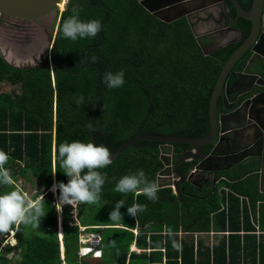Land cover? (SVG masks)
<instances>
[{"label":"trees","instance_id":"16d2710c","mask_svg":"<svg viewBox=\"0 0 264 264\" xmlns=\"http://www.w3.org/2000/svg\"><path fill=\"white\" fill-rule=\"evenodd\" d=\"M250 3L248 0L245 7L249 8ZM76 13L82 21H101L100 33L76 41L65 38L63 22ZM53 23L50 57L39 66H12L2 57L3 52L8 61L12 60L8 49L0 50V83L18 85V90L0 91V150L9 156L5 167L13 180L23 177L20 186L0 185V195L13 189H19L32 201L39 194L47 195L46 215L39 227L13 226L17 256L7 258L11 247L6 245L0 249V264H92L77 253L79 235L91 231L101 236V257L94 258L99 259V264H111L112 259L116 264H147V260L162 257V248L166 264H244L247 260L250 264H264V239L257 246L252 234L243 235L241 241L239 234L232 233L211 247L203 236L196 249L189 235L177 237L178 231L187 227L189 231H207L215 225L216 230L239 231L240 214L245 229L253 230L250 215L256 212V202H264L258 173L249 172L258 167L257 162L237 165L225 173L222 186L230 190L227 194L220 195L213 187L200 190L186 181L179 186L182 202L167 185L159 186L158 199L153 201L143 194H122L114 190L115 186L120 178L138 170L149 181L158 183L164 161L170 159L167 154L172 153L174 163L190 146L173 143L169 149L159 141L140 140L123 149L111 165L99 169L107 179L98 203L63 206L48 190L53 183L66 184L69 180L57 159L58 145L93 142L89 124L98 146L103 144L111 152L140 132L205 135L209 131L210 94L234 47L204 54L202 37H194L184 17L165 22L138 0H67L63 10H56ZM239 23L248 33L249 22L240 19ZM246 59L247 56L240 58L237 68H242ZM30 60L12 62L34 64L41 56ZM120 71L124 72V84L108 88L103 83L105 73ZM81 97L83 102L78 103ZM195 163L183 161L178 169L187 173ZM32 183L43 189L32 190ZM56 194L59 198L58 189ZM239 195L247 197L249 206H240ZM120 200L125 204L120 208L122 219L111 221L109 214ZM225 200L227 211H218ZM134 203L145 206L136 217L127 212ZM57 207L62 258L56 232ZM258 209L264 215V204H259ZM4 235L7 233L0 234ZM174 240L181 245L179 249L173 247ZM133 243L140 252L130 250Z\"/></svg>","mask_w":264,"mask_h":264},{"label":"water","instance_id":"95a60500","mask_svg":"<svg viewBox=\"0 0 264 264\" xmlns=\"http://www.w3.org/2000/svg\"><path fill=\"white\" fill-rule=\"evenodd\" d=\"M60 0H0V14L3 16L18 17L24 19H39L47 16L59 6ZM140 4L149 12L153 13L159 19L165 22L174 21L180 17H184L188 26L198 39L201 35L209 33L218 36L220 43L209 49L201 45L204 54H208L223 45L235 41L228 36V34L239 36L236 40H241L243 32L235 28V21L230 24V16L224 0H138ZM236 9V16L241 17L251 23L250 33L247 38L230 54L228 59L224 62L219 76L216 79L210 99L208 103V122L209 131L201 136H184V135H157L138 133L136 136L123 142L112 153V160H114L123 149L127 146L140 141L152 140L159 141L170 147L173 143H185L190 147L186 149L182 155L174 163L165 162L162 171L158 175L159 186H171L174 192L180 195L179 184L184 180H189L193 173L181 172L178 165L183 161L194 160L196 166H203L204 163L210 159H217L219 157H235L240 152V146L244 140L250 137V129L258 127L264 130V75H252L256 80L248 82L250 94L243 95L237 99L229 100L233 105L226 112L217 114L216 106L218 97L222 94L223 85L226 81L229 82L237 74L229 71L236 60L243 54V52L251 45L253 55H257L260 59H264V22H262V9L264 7V0H252L251 6L248 9L243 8L237 0H231ZM64 9V8H63ZM261 33L259 34V31ZM48 42L52 44L51 37ZM49 47L41 56L40 63L35 65H21V68L35 67L42 64L49 57ZM2 57L5 58L2 52ZM261 63V62H260ZM259 63V64H260ZM91 137L94 144H97L94 131L91 130ZM204 146H210L205 150ZM237 162L231 164L228 168L235 165ZM263 163L257 171L259 174V189L264 184V176L262 171ZM203 170H207L203 168ZM167 177H163L162 174ZM247 174V173H246ZM245 174V175H246ZM178 177V179H177ZM166 178L165 183H160L159 180ZM183 198L180 197V201Z\"/></svg>","mask_w":264,"mask_h":264},{"label":"clouds","instance_id":"9594fccd","mask_svg":"<svg viewBox=\"0 0 264 264\" xmlns=\"http://www.w3.org/2000/svg\"><path fill=\"white\" fill-rule=\"evenodd\" d=\"M101 30V21L95 19L89 21H82L79 18L78 13L70 16L63 22L62 25L63 36L67 39H71L72 41L84 38H94L100 33ZM95 59V57L92 58L93 62H95ZM103 83H105V85L110 89L121 87L124 84V72H106L103 77ZM82 102L83 98L81 97L78 103ZM89 128L90 130H94L91 124H89ZM111 157V151L103 144H99V146H97L93 142L84 143L81 141H73L71 143L65 142L59 144L57 148V159L60 163V166L64 169L63 173L67 177H69V180L66 184L63 182L53 184L52 191L55 192L57 189L59 190V198L57 204L63 206H73L81 203L88 205L98 203L101 198L103 185L105 184L107 179L106 173H101L99 169H103L111 165L113 162ZM8 160V154L0 150V185L4 186H11L15 184L10 170L5 167ZM114 190L125 195H127L128 193H135L137 195L143 194L148 199L155 201L158 199L157 193L160 191V187L155 181H149L142 170H138L135 174L125 175L120 178ZM225 203L226 205H224ZM44 204L45 202L43 195H41L35 202H32L19 189H13L0 195V234L15 231V229H13V226L18 227L21 224L31 225L34 228H38L41 218L46 215V212L44 210ZM223 205L224 209H221V206ZM124 206L125 204L123 200H120L115 204L114 210L109 214L111 221H118L122 219L120 208ZM226 208L227 202L224 201L220 205L218 211H227ZM144 210L145 206L138 203H134L133 205L127 208L128 214L132 217H136L140 212H143ZM244 224V217H242V214H240L239 226H244ZM57 226H60L58 227V230L59 232H61V219H59V216ZM79 228L80 231L84 230V228ZM188 228L189 227L180 231H187V235L191 237V240H193V232H201L189 231ZM211 229L217 232L225 231L215 230L212 228V226L209 230ZM239 231H230V233L227 235H230L232 233L239 234ZM134 232L136 231L134 230ZM177 234L179 235V233ZM262 235H264V233L261 234L260 237ZM7 236L8 235L0 236L1 245L3 244V241L7 238ZM61 236V234H58L60 246L63 250ZM182 236L184 235H180V238ZM200 236H202L201 233L198 234L197 241L200 240ZM219 236L220 235H215L214 239H217ZM15 241V244L10 246L12 248L11 255H5L7 258L10 256H17L18 251L14 247L17 243L16 238ZM79 243L80 246L77 251L79 257H101L100 247L96 249V251L98 252V255L96 256L93 255L95 250L94 248L89 249L85 255H80V248L84 244L80 240ZM114 243L115 242H113V246ZM213 243L215 244L217 242L215 241ZM6 245H8V243L3 244L4 247ZM180 246L181 245L175 240L173 241L174 248L179 249ZM62 257L63 255L61 252V258Z\"/></svg>","mask_w":264,"mask_h":264},{"label":"flooded vegetation","instance_id":"af4514ba","mask_svg":"<svg viewBox=\"0 0 264 264\" xmlns=\"http://www.w3.org/2000/svg\"><path fill=\"white\" fill-rule=\"evenodd\" d=\"M225 4L228 9V13L230 16V24L235 21L234 27L239 29L241 32H243V37L241 40H236V38L239 36L237 33L236 35L228 34L227 37L234 39L235 41L230 42L226 45H223L221 47L229 46L234 47L236 49L249 35L250 29H251V23L249 21V31L246 33L245 29L240 26L239 20L243 19L241 17L236 16V9L231 0H224ZM239 4L245 8V6L248 3V0H237ZM252 3V0H251ZM250 3V6H251ZM249 6V8H250ZM262 22H264V7L262 9ZM245 20V19H244ZM54 23H51V32H53V26ZM261 33V30L259 31V34ZM55 34V31H54ZM53 34V38H54ZM51 35V34H50ZM202 37V44L203 46H206L207 48L211 49L215 46H217L220 41L218 40V36L211 35L209 33H205L201 35ZM29 45H31V40H27ZM23 46L21 48H24L26 44H22ZM236 45V46H235ZM252 45V44H251ZM251 45L243 52V54L236 60V62L233 64L229 71V75L231 73L237 74L232 79L229 80L226 86V79L222 94L218 97L217 100V106L216 111L217 114H220L222 112H226V110L230 109L233 105L232 102H228L229 100L237 99L243 95L250 94V89L248 86V82H252L256 80V77H253L252 75L256 74H263L264 75V59H260L259 56L253 55V52L251 51ZM219 47V48H221ZM40 48V47H39ZM38 47L35 48L33 53L42 54L44 53L45 49L40 50ZM219 48L215 49L218 50ZM32 49V48H31ZM213 50V51H215ZM234 51V50H233ZM232 51V52H233ZM231 52V53H232ZM230 53V54H231ZM39 55V56H40ZM230 56V55H229ZM244 56H247L246 62L243 65L242 68H237V64L239 62L240 58H243ZM228 59V58H227ZM261 62V63H260ZM260 63V64H259ZM240 152L239 154H236L235 157L227 156V157H219L217 159H210L208 162L204 163L203 166L197 167L196 164L192 165V168L188 172H192L193 175L189 180H184L182 183L184 184L186 181L191 183L193 186L197 187L200 190H204L207 188H214L215 191L221 195V189H228L227 187L222 186V181L224 180V176L226 172L231 171L235 168L237 165H247L251 164L253 162L259 163V167L250 170L249 172L257 171L260 167V164L263 163L264 165V130L259 129L258 127H253L250 129V137L245 139L243 144L240 146ZM234 162H237L232 167L228 168L231 164ZM203 168H206L207 170H203ZM263 176H264V166H262ZM187 172V173H188ZM189 175V173L187 174ZM258 179H259V174ZM178 179V177H177ZM166 180V179H165ZM182 183L179 184V186L182 185ZM221 185V186H220ZM180 190V188H179ZM174 191V189H173ZM228 191H230L228 189ZM181 192V191H180ZM178 195V194H177ZM180 197H182V194L180 193L178 199L180 201ZM183 198V197H182ZM183 201V200H182ZM180 201V202H182Z\"/></svg>","mask_w":264,"mask_h":264},{"label":"rangeland","instance_id":"374dc122","mask_svg":"<svg viewBox=\"0 0 264 264\" xmlns=\"http://www.w3.org/2000/svg\"><path fill=\"white\" fill-rule=\"evenodd\" d=\"M67 0H60L59 3H62V7L58 6L53 12H51L50 14H48L47 16L43 17V18H39V19H24V18H18V17H10V16H0V49L2 50H6V48L8 49V51L11 53L12 56V60H14L15 62H21L24 60H28V59H32V57L37 56L38 54H32V52L35 50L36 47H40V50L43 49H47L49 47V42H48V38L51 37V40L53 38V34H54V30L55 28H53V32H51V23H53V21L55 20V15H56V10L58 12H60L61 10H63V8L66 5ZM51 34V35H50ZM27 40H31V45H29ZM22 44H26L24 48H21L23 45ZM32 48V49H31ZM50 49V47H49ZM11 60V61H12ZM34 59H32L31 62H33ZM8 61V62H11ZM40 63V62H37ZM10 89H16L18 90V85H12V86H4L3 83H0V91H7ZM162 147L165 148H169L170 147L168 145H163ZM171 153L169 152L167 155L169 156ZM165 155V154H164ZM23 177H16L14 179L15 184L17 186H20L23 182ZM30 188H32V190H39L38 192H40L43 188L39 187L36 188L35 184L32 183L30 184ZM50 189L49 192H51L53 199L55 200L56 203H58V197L56 194V191L53 192L51 190V186L49 187ZM228 189H224V193L227 194ZM43 195L44 199L47 198V195L45 194H39L35 201L41 196ZM27 197V196H26ZM29 199V197H27ZM31 200V199H29ZM32 201V200H31ZM32 201V202H35ZM77 205H73V207L75 208ZM57 211H58V216L60 219V211L59 208L57 207ZM57 230V236L58 234L62 235V230L61 232H59L58 230V226L56 227ZM14 232L15 231H10L7 233V238L3 241V244L8 243L9 246L14 245L15 244V238H14ZM201 239V238H200ZM3 244H0V249L3 250L4 246ZM15 247V246H14ZM16 250L18 251V249L16 248ZM12 248H10L7 251V255H11ZM62 252L61 246H60V253ZM87 259L89 260L90 263L92 264H99V259H94L91 257H87ZM64 264V263H62Z\"/></svg>","mask_w":264,"mask_h":264},{"label":"built area","instance_id":"2783aa9c","mask_svg":"<svg viewBox=\"0 0 264 264\" xmlns=\"http://www.w3.org/2000/svg\"><path fill=\"white\" fill-rule=\"evenodd\" d=\"M0 16H1V14H0ZM169 162L172 163L171 161H169ZM162 176L167 177V175L165 173L162 174ZM225 202H226V200H225ZM224 205H226V203ZM224 205L221 206V209H224ZM256 212L254 215L250 216V224L253 227V230L251 231V233H253L258 239L260 237V235L264 233V231H262L259 227L258 217H257ZM81 228L83 229L84 227H81ZM244 232L245 231L241 230L238 233L243 234ZM178 233H179V235H187V231H180ZM199 233H201L202 236H204L207 245H209L211 247L214 244L212 240H213L215 235H227L230 233V231L225 230V231L217 232V231H214L211 229L209 231L193 232L192 234H193L194 249H196V245H197L196 243L198 240V234ZM207 236L210 237L209 240H207L208 239ZM79 240L84 244L80 248V251H79L80 255H85L89 249H93V248L95 249L93 255H95V256L98 255V252L96 251V249L99 248L101 245V236L98 232H89V233L80 234ZM147 264H165V263L164 262H157V261H150Z\"/></svg>","mask_w":264,"mask_h":264},{"label":"crops","instance_id":"0c3cea01","mask_svg":"<svg viewBox=\"0 0 264 264\" xmlns=\"http://www.w3.org/2000/svg\"><path fill=\"white\" fill-rule=\"evenodd\" d=\"M53 39V38H52ZM52 41V40H51ZM51 46V42H50V44H49V47ZM1 50V49H0ZM2 52V51H1ZM45 52V51H44ZM48 53H49V51H48ZM32 54H36V53H33L32 52ZM40 54H38L37 56H34V57H32V59H35L36 57H38ZM41 55H43V53L41 54ZM49 57H50V55H49ZM49 57H48V59H49ZM48 59H46V60H48ZM45 60V61H46ZM7 62H8V60H7ZM9 64H11L12 66H15V67H18V68H21V64H17V63H15L14 61L12 62H8ZM35 64H37V63H34V64H22V66L23 65H35ZM34 67V66H33ZM36 67V66H35ZM23 68H26V67H23ZM29 68H31V67H29ZM258 167H259V163H258ZM258 182H259V179H258ZM221 185H223V183L221 184ZM220 185V186H221ZM226 187V186H225ZM258 187H259V185H258ZM261 189H262V191H260V189H259V193L260 194H263L264 195V184L262 185V187H261ZM229 192V191H228ZM222 193H224V188L223 189H221V194ZM239 197V203H240V206L243 208V204H246L247 206H249V203H248V200H247V197H245V196H243V195H239L238 196ZM259 204H264V202H261V201H258V202H256V214H257V217H258V224H259V226H260V228L261 229H264V215H261L260 213H259V209H258V205ZM241 213H243V211H241ZM243 217V216H242ZM245 224H244V226H239V230L241 231V230H243V231H245L243 234H240L239 233V235H240V238H241V241H243L242 240V238H243V235H246V234H252V235H254L253 233H251V231L252 230H246L245 229ZM252 226V225H251ZM58 227H60V226H58ZM213 227H214V229L216 230V229H218L215 225H213ZM100 228H104V227H100ZM220 229H222V228H220ZM253 229V228H252ZM177 237L178 238H180V235H178L177 234ZM208 237V239L207 240H209L210 239V237L209 236H207ZM200 238L202 239L203 237L202 236H200ZM228 238V235L226 236V235H220L217 239H214L213 238V242H219V240H221V239H227ZM262 238L264 239V235H262L261 237H259L258 239H257V237L255 236V239H256V243H257V246H258V244H259V242L260 241H262ZM130 250L131 251H135V252H140V250H138V249H136L135 248V245H134V243L130 246ZM162 250V253H163V255H162V257H160L158 260H157V262H164L165 264H166V262H167V257H165V254H164V252H165V249L164 248H162L161 249ZM256 252H257V257H259V247H257V249H256ZM150 261H152V260H147V263L148 262H150ZM242 261V260H241ZM111 264H116V262H114V259H112L111 260ZM244 264H250L249 263V261L247 260L246 262H244Z\"/></svg>","mask_w":264,"mask_h":264},{"label":"bare ground","instance_id":"6f19581e","mask_svg":"<svg viewBox=\"0 0 264 264\" xmlns=\"http://www.w3.org/2000/svg\"><path fill=\"white\" fill-rule=\"evenodd\" d=\"M59 6L62 7V3H61V4L59 3ZM53 184H54V183H53ZM53 184L51 185V190H52V186H53Z\"/></svg>","mask_w":264,"mask_h":264}]
</instances>
